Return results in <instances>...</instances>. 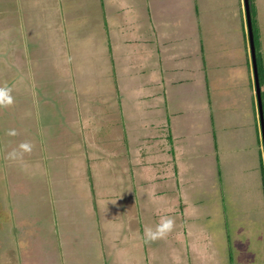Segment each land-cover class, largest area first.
Here are the masks:
<instances>
[{
    "label": "rangeland",
    "instance_id": "374dc122",
    "mask_svg": "<svg viewBox=\"0 0 264 264\" xmlns=\"http://www.w3.org/2000/svg\"><path fill=\"white\" fill-rule=\"evenodd\" d=\"M190 1L155 0L151 6L152 0H0V87L12 97L11 104L0 105V263L67 264L68 254L83 245L91 254L72 264H264L263 183L254 127L243 129L253 120V104L258 130L259 123L242 0H192V15L186 13ZM165 3L168 11L165 6L162 15L153 12ZM249 4L264 102V0ZM143 25L151 31L136 29ZM198 25L200 66L183 60L190 73L183 86L175 88L170 74L171 83H163L155 62L160 47L142 48L136 32L152 40L151 28H162L168 41L172 28L185 42L182 48ZM215 49L219 83L209 81L201 92L193 83H204L201 74ZM148 92L164 97L160 123L148 107L155 99L143 98ZM178 92H193L188 105L201 104L205 112L182 116ZM224 95L233 101L223 108ZM200 122L211 140L198 144L206 147L204 169L197 171L194 159L200 177L191 181L193 164L169 150L175 149V132L195 131ZM25 143L28 150L20 148ZM234 145L249 150L226 161L224 154L228 160L236 156ZM50 204L61 209L60 228L45 221L35 228L33 211L43 213ZM160 216L172 217L173 228L146 243L145 227L154 228ZM18 222L26 237L11 230ZM36 231L42 233L38 246ZM62 238L73 249L64 253Z\"/></svg>",
    "mask_w": 264,
    "mask_h": 264
},
{
    "label": "crops",
    "instance_id": "0c3cea01",
    "mask_svg": "<svg viewBox=\"0 0 264 264\" xmlns=\"http://www.w3.org/2000/svg\"><path fill=\"white\" fill-rule=\"evenodd\" d=\"M154 1L155 0H152L151 6L154 3ZM157 1H159V0H157ZM165 1L167 3V2H170V1L178 2L179 0H165ZM199 2H201V1H199ZM166 3H165L164 6H154L153 7V9H154L153 12L155 13L156 11H158L159 14L162 15L161 14V10H159V8H162V7H165V6H166V10L168 11V8H169L168 6H170V5L169 4L166 5ZM187 5L189 7L186 6V8H188L186 13L192 15L193 14V8H191V7H193L192 6V0L189 3H187ZM225 6H226L225 3L221 4L222 9H224ZM175 8H176V10H178L177 6H175ZM197 8L199 9L200 7L197 6ZM149 10H150L149 8H146L144 13L149 12ZM222 13H223V11H222ZM212 16H213V20L215 21V24H217V20H218L217 15H212ZM143 17L149 18L150 14L148 16L143 15ZM154 17L158 18V16H156L155 14H154ZM226 17H227V15L225 14L224 18H226ZM231 17L233 18V15ZM136 21H138V22L140 21L139 24H142V21H141L140 18H137ZM215 27H216V25H215ZM136 29L144 30L146 32H150L151 31L150 27H147L145 25H143V27L139 26ZM151 29L155 33L153 37L156 40H153L154 38H152V37L150 38L152 40H145V37H147L146 35L141 34L139 31L136 32L137 34H139V39L142 42V44H141L142 48H145V47H148V46H152V44H155V49L159 50V47H160L161 59L156 60L155 62H157L156 64L158 65L160 75L162 74L161 75L162 82L163 83L166 82L167 85H169L171 83V80H175V82H176L175 83V88L179 87V86H183V85H181V83L186 81V79H187V77H188V75L190 73H188L186 71V69L184 67L185 66L184 62H182V61L186 60L188 62V61L192 60V61H194L196 63H199V62L201 63V58L203 57L202 51H201L202 44H200V43H202L201 42L202 36L200 35L199 25L197 26V28L195 26L194 29H193V33L192 34L194 35V37L193 36L192 37L194 39L189 36L190 37V41L189 42L186 41V42H188V46H183L182 48H181V45H184L185 42L180 41L181 38L178 36V34L172 28L169 29V32L172 34L171 35L172 37L168 41H167V37H166V32H164L162 30V28H156V29L155 28H151ZM219 30H222V29H219ZM214 39L216 40V38H214ZM217 39H219V37ZM134 41L136 42V44L140 45L139 43H137L136 40H134ZM185 47L188 50L187 52L183 51V48H185ZM210 56L211 55H209V57ZM213 56H214L213 63L210 62V59L208 57V59H207V61H208L207 62V64H208L207 69H206L205 72H203V74H201V77H202V80H204V83L201 82V81H195L193 83L194 87L196 89L200 88L201 92L205 91V87L208 88L207 85H208L209 81H211V82L216 81V84L219 83V76H220L219 75V50L215 49V53H214ZM161 63H162V65H163V63L165 64L166 67L164 69L161 67ZM200 63L199 64H195V65H199L200 66ZM245 67L248 69V61L247 62L245 61ZM201 70H202V68H201ZM191 73L193 75H197V76L200 75L199 71L194 72L192 70ZM169 74L173 76V78L171 80H169V78H168ZM164 77H166V79ZM204 77H206V78H204ZM183 79H184V81H183ZM205 79H206L207 83H205ZM191 80L193 81V79H191ZM207 92H209V90H207ZM142 93H144V92H142ZM148 93H149V95H147V96L145 95V96H143V98H145V99L146 98L155 99L152 102V105H150L148 107L150 109H152L153 111L157 112V115H158V118H159L157 120V123H160V120H161L162 116H161V113L159 111H160V109H163L162 108L163 107L162 101L164 100V97H163V100H162L160 94H158L159 92H152V93L148 92ZM191 93L193 94V92H178L179 99H182L181 102H183V100H184L182 116H183V114H186L188 112H201V114L203 112H205L204 110L206 108H204L201 104H199V106L197 107L199 110L197 108L193 107V106H189L188 105V103H189L188 102V98L191 97ZM197 93L198 92H195V94H197ZM162 94L164 96L166 94V92H164ZM168 94L170 96V92ZM232 95H229L230 98H228V97H226L224 95V97L222 99V102H220V97H219V104L222 105L223 108L225 106H227L230 103V101L232 100L233 96H234V95L233 96ZM159 98H160V100H158ZM234 99H236V96H234ZM255 101H256V97H255ZM137 105L139 106V108H142L143 107V100H142V104L140 103V101L137 100ZM252 107H253V112H252L253 120H252L250 125L244 126L243 129L247 128V127L251 128V126L254 127V128H251L252 131L254 132V138H255V142H254V147L253 148L255 149V151H257V163H258L257 168H258L259 173H260L259 174L260 175V180H262V183H263V179H264V167H263L264 166V152H263L262 142L259 140L261 138L260 137V124H259V130H258L257 121H255L256 120V118H255V114H256L255 112L256 111H255V108H254V104L252 105ZM256 107H257V102H256ZM146 108H147V106H146ZM216 109H217V107H216ZM235 109H232V110L229 109L230 114L234 115ZM144 112H145L144 110H141L140 113L142 114ZM257 113H258V107H257ZM185 119L188 120L187 118H185ZM190 119H193V117H191ZM211 119H214V117H212ZM221 120L225 124L228 122L227 119H221ZM188 121L195 122L193 120H188ZM154 122H156V121H154ZM258 123H259V116H258ZM209 124H210V120H209V122L206 125H209ZM231 125L233 126V124H231ZM174 127H176V126H174ZM206 128H207V126H203V124L201 123L200 125L196 126L195 131H193L190 127L187 130L180 129L179 133H181L182 135H176V132L174 133V138H175L176 141H175V143H173L175 146L174 145L173 146L175 147V149L169 150L171 152V156L172 157H173L174 153L175 154H179L180 153V154L183 155V156L180 157L181 161L193 164V165L190 166L191 172H196V175L194 177L192 176V174L190 175L191 176V179H190L191 181L193 179L195 180L196 178L200 177V175H199V173L197 171H200V170L204 169L203 166L200 163V159L202 157L206 156V150H205L206 147H199L201 149V151H200L199 148H198V144L200 143V140H208V139H210L209 138V133L206 131ZM223 128H224V126L219 124V135L221 134V132H223ZM231 130H234V129H231ZM257 131H258V136H257ZM194 136H196V138L193 140ZM200 137H202L204 139H200ZM259 141L261 143V148H262L261 150H260V148L257 149V147H256V146L260 145ZM219 142L222 145H224L223 142L220 139H219ZM193 147H197L198 149L195 150L194 152H192L191 149ZM235 147L238 148L237 154H236V156L234 154V156H232L231 160H228L227 157H225L224 152H223V154H224V156H223V155H221L222 151H219V164H220L219 165V177H221L220 169L222 167V163L220 161V156H223L224 158H226V161H235V157H237V156L238 157H243V156H245L244 153H246L247 150H249V149H247L246 145H243V146L237 145ZM216 154H217V149L215 150V152L213 154V157H215ZM194 159H197V163L199 164V168L198 169L194 165ZM232 164H234V163H232ZM194 166L196 167L197 171H195ZM210 168H212V170H213L214 166L211 164ZM219 180H220V178H219ZM263 194H264V184H263ZM263 202H264V197H263ZM3 205H4L3 209L5 208L6 216L9 217V220H10V216H9L10 209H8L7 204L6 205L3 204ZM6 225H10L9 222ZM68 234H69V231H68ZM65 238H67V236H65ZM65 238H64V240H65ZM66 241L67 240H65L64 243H67ZM68 255L69 256L66 258V263L67 264H72L71 261H76L77 262L80 259V255L81 254H68ZM55 257L58 260V254H55Z\"/></svg>",
    "mask_w": 264,
    "mask_h": 264
},
{
    "label": "trees",
    "instance_id": "16d2710c",
    "mask_svg": "<svg viewBox=\"0 0 264 264\" xmlns=\"http://www.w3.org/2000/svg\"><path fill=\"white\" fill-rule=\"evenodd\" d=\"M255 40H256V36H255ZM256 43V42H255ZM256 45V44H255ZM256 52H257V50H256ZM257 65H258V72H259V54H257ZM259 80H260V84H261V87L263 86V84H262V78H261V74H260V72H259ZM39 94H41V92H38ZM263 111H264V102H263ZM256 121V120H255ZM257 136H258V131H257ZM127 161L128 162H130L131 163V161H132V159L130 158V156H129V158H127ZM176 168V167H175ZM127 169L128 170H132V166L130 165V167H127ZM263 184H264V179H263ZM2 202H3V200H1ZM4 203V202H3ZM48 209L46 210L45 209V207L43 208V213H41L40 211H33V214L31 215V218H30V220L32 219V221L33 222H35L36 224H35V228H39L41 225H42V222H47V224L49 223L50 225H52L51 223H53V222H57L58 221V219L61 217V218H63V215H62V213H61V209L60 208H58L57 206H56V204H50L48 207H47ZM64 209H66V208H64ZM67 211H69L68 209H67ZM63 213H64V210H63ZM68 214V213H67ZM45 219V220H44ZM64 219V218H63ZM19 221V220H18ZM24 221H25V223H27L26 221H27V219H24ZM61 221V220H60ZM20 222V221H19ZM19 222H18V224L17 225H15L14 226V228H12L11 230H15L16 229V232H18V235L20 234V235H23V234H25L24 236L26 237L28 234L26 233V231L27 230H25L23 233H21L20 232V225H19ZM48 224V225H49ZM25 226H28V224L27 225H25ZM56 226L57 227H59L60 228V226H61V222H57V224H56ZM29 228V227H28ZM69 229L70 228H66L65 230H66V232H68L69 231ZM10 230V231H11ZM33 230V229H32ZM37 233L36 234H39L40 235V240L37 242H35V244L37 243V246L40 244V242H41V240H42V233L40 234L38 231H36ZM57 234L59 235L60 233L59 232H57ZM62 237V236H61ZM63 239V238H62ZM61 239V241L59 242L58 240H55L52 244H51V242H49V245L51 244V248L54 246L53 244L54 243H56L57 241L59 242V243H61V245L63 246V250H64V253L68 250V249H73V248H71L69 245H68V243H64L65 242V240L63 239L62 240ZM6 240H4L3 242H2V247H5L6 246V242H5ZM63 243V244H62ZM5 244V245H4ZM106 245V244H105ZM36 246V245H35ZM83 246V245H82ZM81 246V247H82ZM87 246H89V245H87ZM81 247L79 248V250L76 252V254H91V252H89L87 249V247L86 248H83V249H81ZM61 248V247H60ZM90 250H91V248H90ZM101 254H105V250H102L101 251ZM0 259H1V257H0ZM0 264H2V263H0ZM3 264H7V263H3Z\"/></svg>",
    "mask_w": 264,
    "mask_h": 264
},
{
    "label": "clouds",
    "instance_id": "9594fccd",
    "mask_svg": "<svg viewBox=\"0 0 264 264\" xmlns=\"http://www.w3.org/2000/svg\"><path fill=\"white\" fill-rule=\"evenodd\" d=\"M242 4H243V9H244V15H245V20L246 18V11H245V3L244 0H242ZM249 10H250V4H249ZM250 15H251V11H250ZM252 22V20H251ZM246 24V33H247V37H248V31H247V20L245 22ZM253 27V24H252ZM254 41H255V36H254ZM248 44H249V39H248ZM255 49H256V45H255ZM250 50V47H249ZM257 55V52H256ZM250 63H251V68H252V76L254 78V74H253V66H252V62H251V54H250ZM261 85V84H260ZM12 103V97L10 95L9 89L7 87H0V105H8ZM260 124V122H259ZM10 134H13L12 132H10ZM260 137L262 139L261 136V129H260ZM262 142V141H261ZM21 149L24 150H28L29 145L28 144H21L20 145ZM174 222L172 217L170 216H160L158 219V222L156 223L155 227H145L144 229V241L147 243L149 241L155 240L157 238H162L164 237L172 228H173Z\"/></svg>",
    "mask_w": 264,
    "mask_h": 264
},
{
    "label": "water",
    "instance_id": "95a60500",
    "mask_svg": "<svg viewBox=\"0 0 264 264\" xmlns=\"http://www.w3.org/2000/svg\"><path fill=\"white\" fill-rule=\"evenodd\" d=\"M244 3H245L246 18H247L246 20H247V31H248L250 54H251V62H252L253 74H254V85H255V91H256L255 95H256V102H257V107H258V116H259L261 136H262V146H263V152H264V111H263V102H262V96H261L262 92H261V85H260V80H259L254 33H253L251 15H250V10H249V0H244Z\"/></svg>",
    "mask_w": 264,
    "mask_h": 264
},
{
    "label": "bare ground",
    "instance_id": "6f19581e",
    "mask_svg": "<svg viewBox=\"0 0 264 264\" xmlns=\"http://www.w3.org/2000/svg\"><path fill=\"white\" fill-rule=\"evenodd\" d=\"M262 140V139H261Z\"/></svg>",
    "mask_w": 264,
    "mask_h": 264
}]
</instances>
